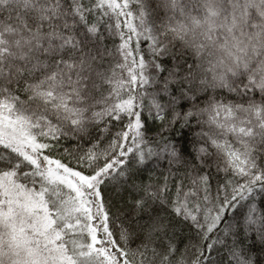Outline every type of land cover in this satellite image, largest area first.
<instances>
[{
	"label": "snow or ice",
	"instance_id": "6c2138e0",
	"mask_svg": "<svg viewBox=\"0 0 264 264\" xmlns=\"http://www.w3.org/2000/svg\"><path fill=\"white\" fill-rule=\"evenodd\" d=\"M0 264H264V0H0Z\"/></svg>",
	"mask_w": 264,
	"mask_h": 264
}]
</instances>
